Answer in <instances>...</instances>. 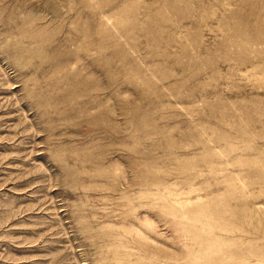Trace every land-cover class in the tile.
<instances>
[{
	"label": "rangeland",
	"instance_id": "374dc122",
	"mask_svg": "<svg viewBox=\"0 0 264 264\" xmlns=\"http://www.w3.org/2000/svg\"><path fill=\"white\" fill-rule=\"evenodd\" d=\"M0 264H264V0H0Z\"/></svg>",
	"mask_w": 264,
	"mask_h": 264
}]
</instances>
